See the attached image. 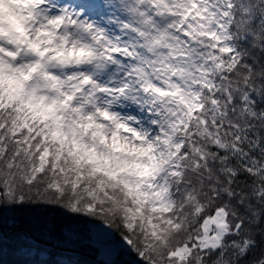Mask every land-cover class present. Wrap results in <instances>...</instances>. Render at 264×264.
<instances>
[{
  "label": "snow or ice",
  "instance_id": "1",
  "mask_svg": "<svg viewBox=\"0 0 264 264\" xmlns=\"http://www.w3.org/2000/svg\"><path fill=\"white\" fill-rule=\"evenodd\" d=\"M6 246L264 264V0H0Z\"/></svg>",
  "mask_w": 264,
  "mask_h": 264
},
{
  "label": "trees",
  "instance_id": "2",
  "mask_svg": "<svg viewBox=\"0 0 264 264\" xmlns=\"http://www.w3.org/2000/svg\"><path fill=\"white\" fill-rule=\"evenodd\" d=\"M90 254L85 253L84 255L80 256L79 259L88 261L90 260V257L88 256ZM97 260H104L106 259L103 256L95 257ZM17 259L16 255L12 252V250L9 247L4 248V254H3V260L0 261V264H12L13 261Z\"/></svg>",
  "mask_w": 264,
  "mask_h": 264
},
{
  "label": "rangeland",
  "instance_id": "3",
  "mask_svg": "<svg viewBox=\"0 0 264 264\" xmlns=\"http://www.w3.org/2000/svg\"><path fill=\"white\" fill-rule=\"evenodd\" d=\"M89 256V255H88ZM103 257H105V256H103ZM106 258V257H105ZM123 259L124 260H129L130 258L129 257H127V256H125V257H123Z\"/></svg>",
  "mask_w": 264,
  "mask_h": 264
}]
</instances>
